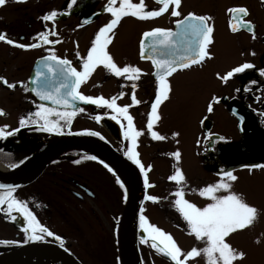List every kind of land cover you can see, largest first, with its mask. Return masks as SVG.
Returning a JSON list of instances; mask_svg holds the SVG:
<instances>
[{
	"label": "flooded vegetation",
	"instance_id": "flooded-vegetation-1",
	"mask_svg": "<svg viewBox=\"0 0 264 264\" xmlns=\"http://www.w3.org/2000/svg\"><path fill=\"white\" fill-rule=\"evenodd\" d=\"M143 2L145 10H158L161 7L156 0ZM69 3L71 0H7L0 6V32L5 33L7 38L16 43L31 44L36 42L33 38L37 33L54 28L56 35L48 38L59 41L30 49H20L0 41V77L15 84L13 89L0 84V109L4 112V115H0V127L7 125L5 131L17 129L12 135L0 138V176L27 169L47 141L78 135L85 130L100 133L104 140L98 136L93 138L103 141L127 160L123 155L127 141L120 124L110 118L111 110L104 107L76 102L85 111L77 113L70 125L56 133L40 131L38 125L34 124L19 125V119L35 112L37 104L51 106L24 90L28 88L35 61L49 55L48 49H51L56 56L69 60L73 67L80 70L76 52L85 56L95 32L111 19L110 13L103 11L107 0H76L72 7L68 6ZM235 7L246 8L248 14L243 16V20L251 22L255 38L244 28L231 31L229 22L232 16L227 9ZM52 10L58 13L54 21L39 19ZM179 11L182 14L180 17L171 16L170 9L149 20L123 17L111 34L112 41L107 51L117 66L128 64L142 70L140 78L135 81L137 88L134 94L139 104L131 103L132 82L115 77L102 66H98L78 89L84 95H102L106 99L124 93L116 103L120 106L130 105L128 113L133 117L134 127L141 133L137 137L135 151L146 168L151 166L147 176L155 168L161 167L154 171L157 176L164 177L163 183H149L156 188L155 196L162 194L159 202H156L159 205L156 210L154 205L150 207L156 215L162 217L163 213L166 220L162 223L176 233L185 232L186 224L181 218L174 219L177 212L169 207L172 192L164 189L171 182L167 177L173 174V169L180 168L187 179L188 167L196 165L202 175V178L199 177V188L220 180L224 170L232 171L237 179L264 177V167L251 171L244 167L264 165V142L260 140L264 139V76L259 74V70L264 68V0H182ZM189 12L211 18L208 20L213 28L210 34L212 42L208 46L210 57L189 68L178 69L167 78L170 98L158 107L161 118L153 125V130L166 139L153 140L147 131V113L155 96L154 68L147 55L142 58L140 41L143 32L152 28L178 31L175 21ZM147 51L146 48V54ZM245 62L254 67L234 74L227 82L218 78V73L223 75ZM176 86H183L182 95H179ZM213 96L217 97V101L213 103V111L208 112L207 105ZM179 102L184 106L181 112ZM95 115H101L100 122L92 118ZM245 116H248L246 132L251 144L243 143L239 129V117ZM122 122L126 126L127 122ZM253 131L261 136L254 140L250 135ZM173 133L178 135L173 136ZM206 136L208 139H205ZM176 151L180 153L179 160L170 155ZM85 155H95L98 159H83ZM75 160L80 163H73ZM100 161L107 163L119 176L107 159L92 152L71 149L50 160L23 184L15 187L13 195L28 203L39 222L63 238L64 246L61 247L51 237L37 242L0 244V256L24 246L46 244L48 250H26L15 264H70L67 259L60 258V252L71 256L77 264H119L118 254L111 260L93 254L94 246H106L108 240L109 245L115 244L117 247L118 224L127 193L126 187L121 189ZM157 188L162 189L158 192ZM150 190L151 187L144 186V195H148ZM144 201L142 198L138 215ZM24 238L20 220L12 221L0 212V240L23 241ZM139 240L138 236L137 244H140ZM148 249L159 261L171 264L168 258ZM139 254L141 262L146 264L140 251ZM186 264H189L188 261Z\"/></svg>",
	"mask_w": 264,
	"mask_h": 264
},
{
	"label": "snow or ice",
	"instance_id": "snow-or-ice-1",
	"mask_svg": "<svg viewBox=\"0 0 264 264\" xmlns=\"http://www.w3.org/2000/svg\"><path fill=\"white\" fill-rule=\"evenodd\" d=\"M6 2L7 0H0V6ZM17 2H23V0H17ZM75 2L76 0H71L68 6L72 7ZM156 2L161 7L158 10L149 11L145 10L143 0H139V2H133V0H107L103 11L110 13L111 19L95 32L85 56H81L78 51L76 52L80 70L73 67L69 60L59 58L51 49H48L49 55L41 58L44 70L37 68L35 77L32 80V84L35 86L31 88V91L40 101H49L51 106H47L44 103L37 104L35 112L19 119L20 126L34 124L38 125V130L40 131L56 133L63 127L70 125L77 113L85 111L84 108L77 106L76 102L111 110L110 118L120 124L122 134L127 141L126 151H124L123 155L139 169L145 188L152 187L147 176L151 166L149 165L146 168L139 159V153L135 151L137 137L141 133L134 127L133 117L128 113L130 105L120 106L116 103L117 98L123 96L124 93L120 92L117 96L106 99L102 95L95 97L84 95L78 89L81 84L88 80L98 66H102L103 69L115 77L131 81L133 90L131 103L132 105L140 103L134 93L137 88L135 81L140 78L142 70L139 67L128 64L123 67L117 66L113 57L107 51V47L112 41L111 34L113 30L123 17L131 16L139 20H149L159 17L169 9L173 17L182 15L179 11L182 0H156ZM227 11L232 16V20L229 22L232 32L244 28L251 32L253 38H255L251 22L243 20V16L248 14L246 8L235 7L229 8ZM57 15V11L52 10L39 17V19L42 21H54ZM209 19L211 18L206 15H197L189 12L183 15L182 19L175 21L178 31L156 27L142 34L140 41L141 56L143 58L147 55V58L151 59L154 68L155 96L151 102V109L147 113V131L153 140L166 139L165 136L153 130V125L161 118L158 114V107L170 98L171 89L167 78L178 69L189 68L210 57L208 46L212 42L210 34L213 32V28L208 24ZM50 35H56L54 28L37 33L33 38L36 42L23 44L16 43L14 40L7 38L5 33L0 32V41L20 49H30L40 47L41 44L59 42L49 40L48 37ZM145 38H147V44L145 43ZM146 48L148 49L147 54L145 53ZM253 67V64L245 62L232 67L223 75L218 73L217 76L221 81L227 82L234 74L243 73L246 69ZM259 74L264 76V68L259 70ZM0 84L8 89L15 87V84L9 83L4 77H0ZM24 90L29 91L27 87ZM216 101L217 97L213 96L211 102L207 105L208 112L213 111V103ZM0 115H4L2 109H0ZM92 118L97 122L102 119L101 115H95ZM122 121L127 122L126 126ZM5 128H7V125L0 127V138L12 135L17 131V129L5 131ZM77 134L92 137L98 136L101 140L105 139L96 131L85 130ZM177 135L178 133H173V136ZM205 139H208V137L206 136ZM220 139L224 138L221 137ZM170 155L177 160L180 158L179 151ZM82 158L92 161L98 159L95 155H85ZM73 163H80V161L75 160ZM100 163H103L107 171L113 175L116 184L121 189L125 188L124 183L113 168L103 161H100ZM12 166L15 167V165ZM244 167H248L249 171H251L253 168H262L264 165ZM167 179L175 182L177 186L176 190L170 194L173 199L169 202V207L173 208L185 222L186 234L194 236L195 240L204 246L202 248L193 246L190 250L184 252L172 235L149 222L143 215L142 208L138 216V226L141 231L140 243L150 246L157 254H162L168 258L171 264H186L190 258L200 255L206 258V264H233L236 259L243 258L244 254L232 248L226 242V237L230 233L251 225L257 218L258 210L246 203L240 194L231 191L232 185L230 182L237 179L233 172L224 170L221 179L217 182L199 189H192L194 194H198L200 197L207 198L210 201L203 207H198L185 199V185L183 183L185 177L180 168H175L173 174L169 175ZM15 187L14 185H0V189L3 190L0 191V212H3L12 221L20 220L21 231L24 233L25 238L23 241L0 240V244L37 242L44 241L46 237H51L63 247V238L42 225L28 203L17 199L13 195ZM221 192L226 194H218ZM143 199L153 203L160 200L157 196L147 194L144 195ZM164 199L168 198L165 197ZM65 250L67 251V249Z\"/></svg>",
	"mask_w": 264,
	"mask_h": 264
},
{
	"label": "water",
	"instance_id": "water-1",
	"mask_svg": "<svg viewBox=\"0 0 264 264\" xmlns=\"http://www.w3.org/2000/svg\"><path fill=\"white\" fill-rule=\"evenodd\" d=\"M42 63L43 62L41 59H38L35 62L29 79V89L34 96L35 94L31 91V88L35 86L32 84V80L35 77L37 68H41V70H44L42 68ZM36 98L39 100L38 97ZM43 102L50 104L49 101ZM230 107L231 106H229V108ZM239 119V129L242 141L244 144H251L250 139L248 138L249 135L246 132L248 125V116L239 117ZM250 135L254 140L255 138L261 136L256 131H253L252 133H250ZM260 140H263L264 142V139L261 138ZM71 149H80L92 152L100 157L107 159L118 172L119 176L122 178L128 193L118 227L119 261L120 264H139L135 243L137 234L136 211L143 195V184L141 181V176L138 169L132 163L128 162L125 158L118 155L109 145L87 135L61 136L51 139L44 143L42 150L37 155L35 161L32 162L27 169H20V171L16 173L0 176V185H14L16 187L20 186L21 184H23V182H25V180H27L28 177L30 178L31 176H33V174L37 173L50 160ZM32 248H39V250H48V245L40 244L21 247L10 253L0 256V263L15 264L17 261H19V259L21 260V257L24 256H22L23 252ZM60 258L64 260L67 259L66 261L70 262V264L74 263L73 258L63 252H60Z\"/></svg>",
	"mask_w": 264,
	"mask_h": 264
},
{
	"label": "rangeland",
	"instance_id": "rangeland-1",
	"mask_svg": "<svg viewBox=\"0 0 264 264\" xmlns=\"http://www.w3.org/2000/svg\"><path fill=\"white\" fill-rule=\"evenodd\" d=\"M35 53V52H34ZM179 95L183 94V86H176ZM90 90H95L94 88H90ZM4 92V91H3ZM179 112L184 110V106L181 102L178 104ZM147 155V154H146ZM188 167V166H187ZM168 168V167H167ZM173 168V167H172ZM161 169L160 168H155ZM154 169V170H155ZM152 171L151 174H148V181L152 184H159L164 182V177L157 176L155 171ZM174 171V169H173ZM189 175L187 179L184 180V192L185 199L196 204L198 207H203L210 201L207 198L200 197L198 194H194L192 189H199V182L202 178L200 173V169L196 166L188 167ZM204 179V178H203ZM155 183H154V182ZM231 191L240 194L244 201L248 203L250 206H254L258 210L257 218L254 222L246 226L244 229H240L235 231L234 233H230L226 237V242H228L232 248H234L237 252H242L243 258L236 259L233 264H264V177L261 179L256 178L255 176L245 177L242 179H237L236 181L231 183ZM157 187V186H156ZM175 182L171 181L168 184V187L164 186L165 190L171 191L172 193L176 190ZM162 188H157V191L160 192ZM156 188L151 187V190L148 192V195H154ZM218 194H226V193H218ZM160 195V196H157ZM156 196L161 198L162 194L158 193ZM172 200L173 197L170 196ZM170 200V201H171ZM155 208L159 206L156 203L151 201H144L142 204L143 215L149 220L150 223L155 224L165 232L172 235L178 246L184 251L187 252L193 246L197 248H202L204 245L195 240L194 236H190L185 232L176 233L173 229L166 227L162 221H165L164 215H156L154 211L151 209L152 206ZM174 210V209H173ZM175 211V210H174ZM176 215V216H175ZM179 217V214H174V219L176 220ZM110 238V237H108ZM140 241V240H139ZM110 241L108 240L105 245H96L93 247V254L103 255L106 259L111 260L116 257L117 247L115 244L109 245ZM139 244V243H138ZM138 248L140 253L146 260V264H165L162 261H159L157 257L150 252L147 245L139 244ZM96 256V255H95ZM94 256V257H95ZM189 264H206V258L203 255L197 256L195 258H190L188 260ZM97 264H101V262H97Z\"/></svg>",
	"mask_w": 264,
	"mask_h": 264
}]
</instances>
